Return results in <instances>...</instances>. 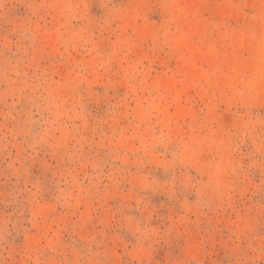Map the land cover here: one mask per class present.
I'll use <instances>...</instances> for the list:
<instances>
[{
  "label": "rangeland",
  "instance_id": "374dc122",
  "mask_svg": "<svg viewBox=\"0 0 264 264\" xmlns=\"http://www.w3.org/2000/svg\"><path fill=\"white\" fill-rule=\"evenodd\" d=\"M178 2L0 0V264H264V91L179 68ZM263 2L195 0V46L245 60Z\"/></svg>",
  "mask_w": 264,
  "mask_h": 264
},
{
  "label": "bare ground",
  "instance_id": "6f19581e",
  "mask_svg": "<svg viewBox=\"0 0 264 264\" xmlns=\"http://www.w3.org/2000/svg\"><path fill=\"white\" fill-rule=\"evenodd\" d=\"M178 4L179 7L175 6L170 10L171 18L181 27L187 28L189 33L182 38H171L172 46L182 60L179 68L185 70L193 81L203 79L209 86H225L229 81L221 74V70L225 66H230L236 69L239 75L249 73L253 78H258L256 83L249 82L248 87L257 92L264 91V2L257 7V12L261 18L259 27L249 29L243 36L236 38L238 50L248 55L245 60L228 52L217 54L195 46L193 36L201 32V27L197 24L196 19L191 17V11L196 14L200 11V7L199 5L195 6V0H179ZM231 8L232 6L226 1L219 5V9L225 14H229ZM138 32L139 34L144 33L143 30ZM204 64L212 70L211 75L207 74ZM189 88L200 94L203 93L200 88H195V86H188L182 82L167 79L164 82V93L161 94V98L164 97L167 100V97L170 96L168 107H172L174 112L180 115L183 112V106L179 103V97ZM175 96L179 100H175ZM162 110L165 111L166 108L163 106Z\"/></svg>",
  "mask_w": 264,
  "mask_h": 264
}]
</instances>
